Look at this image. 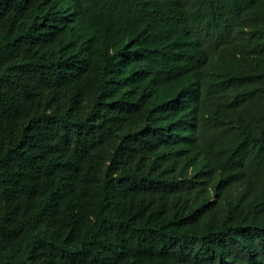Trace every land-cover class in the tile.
I'll list each match as a JSON object with an SVG mask.
<instances>
[{
	"label": "trees",
	"instance_id": "1",
	"mask_svg": "<svg viewBox=\"0 0 264 264\" xmlns=\"http://www.w3.org/2000/svg\"><path fill=\"white\" fill-rule=\"evenodd\" d=\"M0 264H264V0H0Z\"/></svg>",
	"mask_w": 264,
	"mask_h": 264
},
{
	"label": "bare ground",
	"instance_id": "2",
	"mask_svg": "<svg viewBox=\"0 0 264 264\" xmlns=\"http://www.w3.org/2000/svg\"><path fill=\"white\" fill-rule=\"evenodd\" d=\"M203 61V60H202ZM109 76V75H108ZM193 132V131H192Z\"/></svg>",
	"mask_w": 264,
	"mask_h": 264
}]
</instances>
